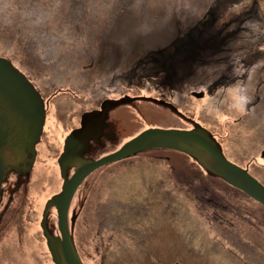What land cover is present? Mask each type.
Returning a JSON list of instances; mask_svg holds the SVG:
<instances>
[{"label": "rangeland", "instance_id": "rangeland-1", "mask_svg": "<svg viewBox=\"0 0 264 264\" xmlns=\"http://www.w3.org/2000/svg\"><path fill=\"white\" fill-rule=\"evenodd\" d=\"M29 1L0 0V55L11 58L31 78L44 99L50 100V110L29 178L17 191L23 197L15 203L14 208L20 210L17 220L0 224V264H54L38 222L46 200L61 187L58 142L75 116L105 97L121 101L137 95L162 97L181 113L177 117L167 107L142 99L113 107L108 114L117 137L104 146L93 145L92 157L112 150L118 141L125 142L145 126L186 128L196 121L213 132L229 159L246 166L264 185V0H73L65 10L71 27H84L91 18L93 34L98 37L109 32L113 17L128 24L121 26L117 57H111L106 66L84 68L83 73L77 64H85L88 50L79 46V60L73 64L76 45H72V30H61L63 42L57 46L51 36L60 26L58 7L62 3L33 0L30 11L15 13L13 5ZM122 1L127 3L121 6ZM207 8L212 11L206 20L208 28L219 21L218 28L234 31L226 61L234 59L236 64L243 59L248 64L244 77L211 95L206 83L223 73L215 64L194 69L201 86L173 92L157 90L151 83L128 87L117 80L118 75L113 76L114 69L120 70L127 62L120 56L167 43L175 25L193 24ZM19 14L28 17L25 20ZM43 15L51 30L44 35L49 38L47 46L39 42L27 46L21 40L36 33L34 24ZM12 16L23 22L21 32L11 27ZM86 29L80 38H86ZM129 29L147 38L130 43ZM91 42L89 50L98 40L91 38ZM55 49L61 59L54 61L51 54ZM60 89L65 93H56ZM14 176L5 182L13 185ZM224 207L226 219L222 221ZM49 208L50 227L58 234L56 210ZM67 219L74 222L71 235L84 264H172L176 259L183 264H202L187 249L203 253L206 264H264V208L175 150L148 149L94 170L76 189Z\"/></svg>", "mask_w": 264, "mask_h": 264}, {"label": "water", "instance_id": "water-1", "mask_svg": "<svg viewBox=\"0 0 264 264\" xmlns=\"http://www.w3.org/2000/svg\"><path fill=\"white\" fill-rule=\"evenodd\" d=\"M44 119V101L38 90L9 59L0 56V193L7 170L16 168L13 158L20 160L24 157L23 171L30 170ZM100 121L101 110L84 112L80 127L72 130L67 136L63 151L58 157L61 188L46 200L40 221L42 234L54 264H83L67 225L69 203L81 181L99 166L147 148L182 151L198 163L204 164L208 171L264 206V185L247 169L227 159L208 129L198 124L189 129L150 127L109 154L98 159H85L82 155L86 150V140ZM67 165L75 166L69 177L66 176ZM50 206L56 209L59 237L51 234L45 225L46 211Z\"/></svg>", "mask_w": 264, "mask_h": 264}, {"label": "trees", "instance_id": "trees-1", "mask_svg": "<svg viewBox=\"0 0 264 264\" xmlns=\"http://www.w3.org/2000/svg\"><path fill=\"white\" fill-rule=\"evenodd\" d=\"M42 1L46 4L55 3L54 0ZM72 1L73 0H58L59 3H62V6L58 7L59 13L61 15H59V22L57 25L60 24V26L57 30H53L51 33L54 45L57 46L58 44H61L63 42V37L59 35L64 27L67 30L71 29L74 36V44L72 45H76L74 53L76 57L73 61V64L78 63L79 56L77 54L79 46H84L86 50H88L85 64H77L80 72L83 73V69L87 67L89 69H92L94 66H96L97 68L106 66L111 57H117V52L121 47L118 35L123 31L121 26L127 27L128 24L124 21H122L121 23V20L118 17H113L111 23L109 21V32L106 33L105 31L98 37L93 34V28L95 27H93L91 18H88V20L91 21L85 23L84 27L82 25L80 28V26L76 24L71 27V24L66 21L67 18L65 15V10L67 8V5L71 4ZM126 3L127 1H122L120 5L122 6ZM229 3L230 2H228L227 4ZM79 4L83 6L84 3L82 4L79 2ZM31 5L33 7L35 6V2H33V0H30L27 4L24 5L16 4L12 7L14 8L15 13H18L20 11H30ZM208 9L209 8H207L202 16L199 17L197 21H195L191 25H187L182 28L175 25L172 28L171 34L169 36V38L172 37V39L167 43L162 45L159 44L150 46L149 48H147L146 46L145 48H143L144 50L141 51L142 53L138 52L137 54H133L135 52H128L127 56H120V59L127 60V62L123 64L122 67H120V70L117 66L118 68L114 69L115 71L113 72V76L118 75L119 77L117 76V80H120V82H126V85L128 87H141L145 83H151L157 90L173 92L186 87H192L193 89L195 86H201L202 84H197L198 79H196L194 75V69L200 68V66H202L204 63L206 64V66L208 64L214 66L215 64L218 69L222 68L223 73L219 74L216 78H212V80L211 78H209L210 81L206 83L207 91H209L211 95L218 89L226 88L239 80V78L241 79L242 77H244L246 75V71L244 70L248 67V64L244 65L245 61H243V59L241 61H237L240 65L237 62L236 64H234V59L226 61V52L227 50H230L232 48L231 44L233 43L236 36L234 31L228 30L227 28H218L217 25L219 21L217 22V24L214 21V28H208L206 20L209 15L212 14V11H207ZM14 16L11 17V27L14 28L15 32H21L23 26L20 24L23 22H16V20L14 19L17 18H14ZM20 16L25 20L28 17L27 14H19L17 17L20 18ZM215 17L216 15L214 14V20ZM29 18L31 20V23L34 24L35 20H33L31 17ZM47 24L48 20L46 16L43 15V19L40 22L34 24L37 25L35 27L36 33H34L32 36L22 39L21 41L25 40L27 46H30L31 42H39L43 47L47 46V41H49V38H46V36L44 35H48L51 31L48 30ZM83 28H87L85 31V39L80 38ZM175 29L178 32L175 33ZM24 32L27 31L24 30ZM129 33L131 39H133V41H131L130 43L133 44L134 41L140 40L142 37L147 38L146 34L139 33V35H136L135 33H132L130 29ZM91 38H96L98 42L94 48L89 50L92 43ZM157 38V35L153 37L152 44L156 43ZM51 58L54 61L56 59L59 60L61 59V55L55 49L51 54ZM9 59L12 60L11 58ZM217 62L220 64H218ZM60 90L65 91L63 89ZM163 95L165 96V94ZM225 209L226 208L224 207V213L219 218L222 221L226 219ZM246 247L254 249L253 247ZM192 251V249H187L186 253L192 254Z\"/></svg>", "mask_w": 264, "mask_h": 264}, {"label": "flooded vegetation", "instance_id": "flooded-vegetation-1", "mask_svg": "<svg viewBox=\"0 0 264 264\" xmlns=\"http://www.w3.org/2000/svg\"><path fill=\"white\" fill-rule=\"evenodd\" d=\"M41 96H42V98L44 100V104H45L44 105L45 106V120H44L45 122L43 124L42 132H41V136H42L45 133V126H46V122L48 120V111L50 110V100L44 99L42 94H41ZM109 99L100 101V104L92 107L91 109H88V110H94V109L98 110V109H100L102 107V115L101 116L103 118V122H101L99 124L97 129H95L94 132L92 133L91 138L88 139L87 145L85 146L86 150H84V152H83V157L85 159H89V158L90 159H94V158H96V157H92L91 154H90L93 145L104 146V145H106V143L108 141H114V139H116V132L114 131L113 125L110 123V122H112V117H111V120H109L108 111L113 108V106L109 107V105H111L112 102H113L111 100V98H109ZM118 107H121V106H118ZM83 112L84 111H81L77 116H75V119H76L75 122L72 124V126H70V128H68V131L65 133L63 138H61V140L58 142V148H60L59 154L61 153V151L63 149L64 141H65L67 135L73 129L78 128L80 126V118H81V114ZM41 136L39 138V142L36 144V154H35V158H34L33 164L35 163V160H36V157H37V146L40 143ZM93 151H94V149H93ZM25 156L28 157L27 154ZM23 160H24V157L21 158L20 160H16L15 158H13V162L16 163V168L15 169H10L9 168L7 170V172H6V174H5L4 179L5 178L9 179L11 174L15 175L14 176L15 181H14L13 185H11L10 181H7V182H5L6 180L2 181V184H1L2 190H1V193H0V224L2 223L3 220H5V221H15V220H17L16 217L18 216V213L20 212L19 208H14L16 206V204H15L16 201L17 200H21L23 198L21 195H19V196L17 195V193H18L17 191H20L21 188L22 189L24 188L25 180L29 178V173L28 172L31 171V169L33 167V164H31V166L29 167L30 170H28L27 172H24L23 171L24 165L22 164ZM25 166H26V164H25ZM73 169H74L73 166H68L66 168L67 176H69V171L70 170L73 171ZM5 198H6L5 204H3L1 206V204H2V202H3V200ZM47 213H48V216L46 218L45 225H46L47 229L51 233H53L52 232V227H50L51 224L48 221L50 219V216H49L50 214L49 213H51V208H49ZM72 221H73L72 219L68 220V225L70 227V232H72L73 229H74V223H73V225L71 224ZM47 223H49V225ZM38 226L40 228V221L38 222ZM53 234L57 236L59 234V232H58V234L57 233H53ZM191 256H192L191 257L192 259L202 260L201 261L202 264H206V262H207L203 258L204 257L203 253H201L198 250L195 251L194 253H192ZM81 260H82V258H81ZM178 263L179 264H183V263H180L179 261H177V259L172 262V264H178Z\"/></svg>", "mask_w": 264, "mask_h": 264}, {"label": "bare ground", "instance_id": "bare-ground-1", "mask_svg": "<svg viewBox=\"0 0 264 264\" xmlns=\"http://www.w3.org/2000/svg\"><path fill=\"white\" fill-rule=\"evenodd\" d=\"M176 151V150H175ZM59 157V156H58ZM57 165H58V158H57ZM149 247H151V244L149 245ZM151 260L153 261V259L151 258Z\"/></svg>", "mask_w": 264, "mask_h": 264}]
</instances>
